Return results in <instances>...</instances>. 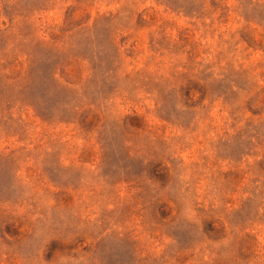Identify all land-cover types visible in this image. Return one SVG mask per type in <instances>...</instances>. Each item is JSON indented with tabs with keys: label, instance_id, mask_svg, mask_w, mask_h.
I'll return each instance as SVG.
<instances>
[{
	"label": "rangeland",
	"instance_id": "374dc122",
	"mask_svg": "<svg viewBox=\"0 0 264 264\" xmlns=\"http://www.w3.org/2000/svg\"><path fill=\"white\" fill-rule=\"evenodd\" d=\"M0 264H264V0H0Z\"/></svg>",
	"mask_w": 264,
	"mask_h": 264
}]
</instances>
